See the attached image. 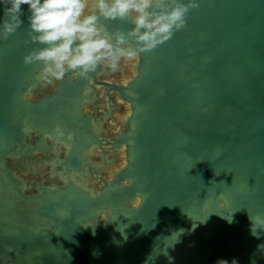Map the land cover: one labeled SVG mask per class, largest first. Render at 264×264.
I'll return each mask as SVG.
<instances>
[{
  "label": "water",
  "instance_id": "1",
  "mask_svg": "<svg viewBox=\"0 0 264 264\" xmlns=\"http://www.w3.org/2000/svg\"><path fill=\"white\" fill-rule=\"evenodd\" d=\"M197 3L139 61L47 86L22 6L0 39V264H264V0Z\"/></svg>",
  "mask_w": 264,
  "mask_h": 264
},
{
  "label": "clouds",
  "instance_id": "2",
  "mask_svg": "<svg viewBox=\"0 0 264 264\" xmlns=\"http://www.w3.org/2000/svg\"><path fill=\"white\" fill-rule=\"evenodd\" d=\"M0 5H4L3 40L24 26L22 6H27L24 43L39 47L23 57V64H40L35 79L45 86L69 74L73 79L89 80L98 69L118 72L123 63L139 61L142 54L185 29L189 12L199 7L197 0H0ZM101 21H121L132 27L126 33L110 32ZM250 220L256 235L264 219L250 216Z\"/></svg>",
  "mask_w": 264,
  "mask_h": 264
}]
</instances>
